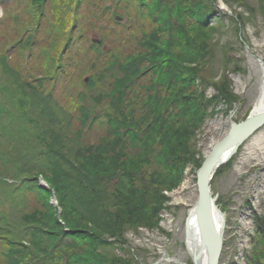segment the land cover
Returning a JSON list of instances; mask_svg holds the SVG:
<instances>
[{"label":"trees","instance_id":"1","mask_svg":"<svg viewBox=\"0 0 264 264\" xmlns=\"http://www.w3.org/2000/svg\"><path fill=\"white\" fill-rule=\"evenodd\" d=\"M52 1L28 0L30 15L5 36L15 49L0 51V264H131L132 256L115 253H128L124 235L164 231L166 192L187 166L199 168L198 133L219 104L236 101L228 75L242 70L228 67L224 46L219 73L208 68L219 33L214 0H123L119 9L140 22L135 28L109 8L91 31L92 14L79 16L77 0L42 29ZM90 32H99V44ZM89 70L84 91L55 98L57 86ZM25 197L34 204L21 211ZM252 212L246 264H264V213Z\"/></svg>","mask_w":264,"mask_h":264},{"label":"rangeland","instance_id":"2","mask_svg":"<svg viewBox=\"0 0 264 264\" xmlns=\"http://www.w3.org/2000/svg\"><path fill=\"white\" fill-rule=\"evenodd\" d=\"M28 0H0V51L3 52L7 48L15 49L16 45L12 46L9 43L6 47V37L8 32H16L18 28L15 23L19 18L30 15L28 10ZM77 11L79 16H86L91 13L92 17L86 19V30H90V25L97 17L100 16L103 10H110L111 17L118 23L127 22L130 28L134 27L135 19L125 15L123 5L126 3L118 2V0H77ZM136 2V1H135ZM212 6H215L216 16L218 21H212L218 27L219 33L215 35L217 39V49L214 63L208 67L213 69L217 75L220 71L218 68L222 53L221 46L226 48L225 56L228 59V67L232 68L233 64L239 67L242 72H229L228 78L231 80V89L236 96L232 106L227 109L225 103L219 104L216 107L218 113L212 119H208L205 125L198 133L196 146L199 149L196 157L202 156L213 144L214 141L220 139L225 130L228 128L229 119L233 121H241L252 110L255 98L260 93L259 86L262 82V70L260 64H264V12L261 11V3L257 0H244L239 6L237 1L231 4H226L223 0L210 1ZM49 3V4H48ZM43 6L44 17L42 21L43 27H46V20L51 22L53 12L60 11L63 18L67 16L69 9L66 8V0H53ZM138 4V2H136ZM240 3V2H239ZM71 8V7H70ZM117 10V15L113 17V9ZM242 16L240 24L236 22L235 17ZM118 18V19H117ZM22 20V19H21ZM20 20V22H21ZM41 21V19H40ZM102 21H100V24ZM34 23V21H33ZM114 24L112 19H109L107 24ZM135 23V24H134ZM70 25V20L67 22V30ZM83 27V26H82ZM135 28V27H134ZM140 27H136V32H139ZM138 30V31H137ZM99 32H90L93 39H99ZM124 33V32H123ZM122 33V34H123ZM138 34V35H139ZM74 33H73V35ZM90 37V38H91ZM128 35H122L120 39L128 41ZM110 44L104 43L101 48L106 49L110 45H114V37L109 38ZM3 42L5 44H3ZM15 44V43H14ZM126 42L123 43V46ZM75 45H72L74 49ZM4 48V49H3ZM72 48L70 51H72ZM23 54H26V50ZM9 51V50H7ZM70 51H66L69 54ZM65 54V56H66ZM29 58L28 54H26ZM89 72H85L75 78L73 83L71 78H67V83L57 86L55 98L62 99L66 94V98L74 93L84 91L85 86L80 82H87ZM87 79V80H85ZM217 79V78H216ZM74 80V79H73ZM206 94L211 96L214 91L212 88H207ZM61 92H63L62 95ZM68 96V97H67ZM79 95H74L72 102L77 101ZM77 98V99H76ZM66 101V99L64 100ZM260 135L261 145H264V126L257 130L253 136L246 139L244 144L238 148L233 161L225 164V167L215 172L210 184L211 194L220 210L225 214V229L223 246L220 252L218 264H246L248 255L251 252H244L250 246L249 239L253 231V216L252 209L257 211V214L264 213V149H259L254 145L253 139ZM195 172L194 168L187 166L182 176L180 185L166 192L168 201L167 208L161 211V220L159 225L161 230L147 231L140 228L138 231L129 230L125 235L127 252L115 251L116 254L126 257L132 256L131 264H192L190 257L187 256V251L184 245V227L187 210L194 203L196 197L195 190ZM3 196L0 193V197ZM179 198L184 199L179 200ZM3 199H0V202ZM24 204L21 206V211L29 210V207L34 204V201L25 197ZM249 207H252L250 210ZM127 254V255H125Z\"/></svg>","mask_w":264,"mask_h":264},{"label":"water","instance_id":"3","mask_svg":"<svg viewBox=\"0 0 264 264\" xmlns=\"http://www.w3.org/2000/svg\"><path fill=\"white\" fill-rule=\"evenodd\" d=\"M99 44L100 40L93 39ZM87 80V79H85ZM228 128L224 135L210 144L211 146L203 154V160L195 172L196 197L191 208L196 215L201 239L208 245L206 256L210 255L208 264H218L219 254L223 246L224 232L215 222L216 200L212 197L210 184L216 170L228 162L236 153L237 149L244 144L246 139L257 133L264 126V110H251L241 121L229 119ZM39 185L45 187V183L39 181ZM56 204L55 197L52 201ZM188 212V210H187ZM188 216V213H187ZM187 216L185 218V232L188 228ZM195 256V255H194Z\"/></svg>","mask_w":264,"mask_h":264},{"label":"bare ground","instance_id":"4","mask_svg":"<svg viewBox=\"0 0 264 264\" xmlns=\"http://www.w3.org/2000/svg\"><path fill=\"white\" fill-rule=\"evenodd\" d=\"M260 66H262L261 67L262 82L261 85L259 86L260 93L255 98V101L252 106V110H254V112H256V110H264V64L261 63ZM259 141H260V135L254 137L253 139L254 145H256V147H258L260 150L264 149V145H261ZM179 200L183 201L184 199L179 198ZM217 209H218L217 211L214 210L215 222L218 227L223 229L224 232L226 225L225 214L222 210L219 209V207H217ZM187 223H188V228L186 232L184 229V234H185L184 245L187 251V256L190 257L192 264H208L210 257V255L206 256L208 245L202 242L201 233L199 232L198 224L196 223V215L194 209L191 207H189L188 209Z\"/></svg>","mask_w":264,"mask_h":264}]
</instances>
